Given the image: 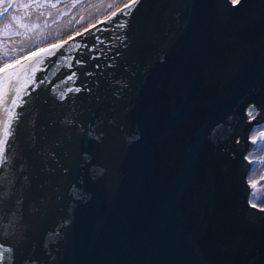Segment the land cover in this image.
<instances>
[{
  "label": "water",
  "instance_id": "water-1",
  "mask_svg": "<svg viewBox=\"0 0 264 264\" xmlns=\"http://www.w3.org/2000/svg\"><path fill=\"white\" fill-rule=\"evenodd\" d=\"M127 4L34 52L0 95L6 120L21 90L0 264H264L246 156L264 121V0Z\"/></svg>",
  "mask_w": 264,
  "mask_h": 264
},
{
  "label": "rangeland",
  "instance_id": "rangeland-1",
  "mask_svg": "<svg viewBox=\"0 0 264 264\" xmlns=\"http://www.w3.org/2000/svg\"><path fill=\"white\" fill-rule=\"evenodd\" d=\"M23 1L29 5L25 3V6H20ZM57 1L59 0H38L37 3L36 0H19L15 3L16 7L12 8L8 20V24L13 25V28L9 27V31L14 33L13 36L2 37L0 32V67L5 64L12 67L9 72L0 75V83L6 75L18 70L27 56L34 53V50L43 49L46 45L57 42L60 38L45 44L61 34L72 31L77 21H87L99 16L112 0H60L58 5L53 7ZM124 3L126 2H120L117 5ZM74 31L62 37H67ZM13 56H17L18 59L14 61ZM2 93L3 90H0V95ZM4 118L5 114L0 121ZM260 127V125L253 127L250 137H263L264 134ZM247 156L253 161L261 159L263 163L264 139L252 146L247 151ZM260 178L264 179V163H255L254 168L249 169L247 173V180L252 187L249 197L251 202H255L256 198L264 193V183H257Z\"/></svg>",
  "mask_w": 264,
  "mask_h": 264
},
{
  "label": "snow or ice",
  "instance_id": "snow-or-ice-1",
  "mask_svg": "<svg viewBox=\"0 0 264 264\" xmlns=\"http://www.w3.org/2000/svg\"><path fill=\"white\" fill-rule=\"evenodd\" d=\"M36 2L38 3V0H36ZM139 2H140V0H129V4L125 5L124 9H122L121 11H125L128 7H132L136 4H138ZM241 4H242V0H226L225 6L235 9L237 6H241ZM10 6H11V4L9 3V7ZM53 7H55V4H53ZM4 11L6 12L7 8H5ZM0 14H2V13H0ZM112 15L115 16L116 13H113ZM93 27H95V26H93ZM87 31H88V29H85V32H87ZM77 35H81V33H77ZM67 43H68V41H64L61 44L53 45L50 48L44 49L43 53L37 52L36 55L37 56L41 55V54L55 55V50L63 48ZM80 46L81 45H79V44L75 45V47H77V48H79ZM29 59H34V57H30ZM64 59L67 60L68 57L65 56ZM77 63L84 64V63H86V61H84L82 59H78ZM6 67H7V64L4 65V68H6ZM97 67H98V65H97ZM2 70L3 69H0V71H2ZM32 70H33V68L31 67V65L22 64L18 70H16L13 73H9L8 75H6L3 78V82L0 83V90H4L7 88V81L8 80H13L18 85L20 76L27 74L28 72H31ZM75 77H76V74L72 73L71 75H69L67 77V80L72 81ZM20 91L21 90L19 87H16L14 89V95H12L11 98H9L7 100L9 107L3 109V111L5 113H7V119L4 121H0V166H3L8 160V153H9L8 137L14 134V129L11 128V121L19 118V114L13 113L11 108H12V106L17 105L18 98L20 97ZM67 91L68 92H72V91L79 92V91H81V89L80 88H74V89L68 88ZM60 96H61V98H63L65 96V92L61 91ZM251 207H256V205L252 204ZM3 259H4V253L0 252V260H3Z\"/></svg>",
  "mask_w": 264,
  "mask_h": 264
},
{
  "label": "trees",
  "instance_id": "trees-1",
  "mask_svg": "<svg viewBox=\"0 0 264 264\" xmlns=\"http://www.w3.org/2000/svg\"><path fill=\"white\" fill-rule=\"evenodd\" d=\"M127 1H129V0H112L107 6H106V8H105V10L99 15V16H97V17H95V18H91V19H89V20H87V21H77L76 22V25L72 28V31H74V30H76V29H79V28H81V27H83L84 25H86V24H89V23H91V22H93L94 20H98V19H100L101 17H103V16H105L106 14H108L118 3H120V2H127ZM71 30L70 31H68V33L66 32L65 34H61V35H59L58 37H56V38H53V39H51V40H49V41H47L45 44H48V43H51V42H54V41H56V40H58L59 38H61L62 36H65V35H67V34H69L70 32H72ZM44 44V43H43ZM36 50H34V52H35ZM33 54V53H32ZM31 54V55H32ZM31 55H29V56H31ZM29 56H27V58L29 57ZM13 58V60L15 61V59L17 60L18 58H17V56H13L12 57ZM11 59V58H10ZM26 59V58H25ZM24 59V60H25ZM12 60V59H11ZM15 66V65H14ZM10 68H12L11 66H7L6 68H4V66H1L0 67V69H3L2 71H0V75H3V74H5L7 71L9 72L10 70ZM262 139H264V136L263 137H260V139H259V142H260V140L262 141ZM255 163H257V164H263L262 163V160L261 159H258V160H254V164ZM258 184H263L264 183V179L263 178H260L259 180H258V182H257ZM263 195H264V193H262V195H260V196H258L257 198H256V200H255V203L257 204V205H262V206H264V200H263Z\"/></svg>",
  "mask_w": 264,
  "mask_h": 264
},
{
  "label": "crops",
  "instance_id": "crops-1",
  "mask_svg": "<svg viewBox=\"0 0 264 264\" xmlns=\"http://www.w3.org/2000/svg\"><path fill=\"white\" fill-rule=\"evenodd\" d=\"M18 1L19 0H0V13H2L0 14V32L2 37H11L14 34L13 31H9V27L13 28V25H9L8 20L11 15L12 8L16 7L15 3ZM58 2H60V0L55 3V6L58 5ZM9 3L11 4L10 7ZM25 3L28 4L26 1H23V4H21L20 6H25ZM5 8H7L6 12L4 11Z\"/></svg>",
  "mask_w": 264,
  "mask_h": 264
},
{
  "label": "flooded vegetation",
  "instance_id": "flooded-vegetation-1",
  "mask_svg": "<svg viewBox=\"0 0 264 264\" xmlns=\"http://www.w3.org/2000/svg\"><path fill=\"white\" fill-rule=\"evenodd\" d=\"M46 46H48V45H46ZM247 110L249 111V116H250V118L251 117H253L254 116V114H255V112H256V109H255V107H254V105H249L248 106V108H247ZM3 121H4V119H3ZM257 125H260L261 127H260V129H262V131H263V134H264V121H262V122H259V123H254L253 124V126H252V128L253 127H255V126H257ZM251 128V129H252ZM251 131V130H250ZM249 136H250V132H249ZM256 138H257V141L252 145V146H254L256 143H258L259 142V139H260V137L259 136H255ZM252 146L249 148V149H251L252 148ZM249 151V150H248ZM246 156H247V152H246ZM248 157V156H247ZM250 162H251V165H250V168L249 169H253L254 168V161L253 160H251L250 159ZM249 171V170H248ZM251 190H252V187H251V185H250V192H249V197H250V193H251ZM249 201H250V198H249ZM250 203H253V204H255L256 206H259V207H264V206H262V205H257L255 202H251L250 201Z\"/></svg>",
  "mask_w": 264,
  "mask_h": 264
}]
</instances>
